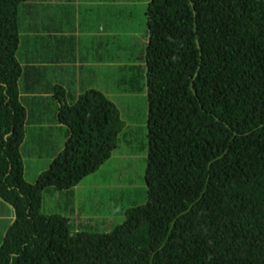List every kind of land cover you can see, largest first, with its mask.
<instances>
[{"label": "trees", "instance_id": "1", "mask_svg": "<svg viewBox=\"0 0 264 264\" xmlns=\"http://www.w3.org/2000/svg\"><path fill=\"white\" fill-rule=\"evenodd\" d=\"M28 1L0 0V264H264V0H148L143 14L95 0L132 33L123 78L146 79L147 202L108 233L44 215L48 189L71 191L116 149L124 122L99 90L50 86L65 145L24 177L19 94L42 89L16 60Z\"/></svg>", "mask_w": 264, "mask_h": 264}, {"label": "crops", "instance_id": "2", "mask_svg": "<svg viewBox=\"0 0 264 264\" xmlns=\"http://www.w3.org/2000/svg\"><path fill=\"white\" fill-rule=\"evenodd\" d=\"M25 4L21 8L23 19L21 41L16 51V60L20 54L31 56L30 59L17 62L42 89L39 92H33L30 85L21 78L22 85L30 87L29 91H22L19 96L31 119L26 128L23 144L29 145L30 150L49 148L51 152L41 160L42 167H48L62 150L65 133L60 124L50 120L53 117L51 116L53 109L55 110L59 105L50 86L59 85L65 90L66 96L75 98L86 90L97 89L117 107L119 117L127 123L128 112L125 98L132 80L128 76V79L123 78L122 74L131 64L125 62L120 52L122 54L126 52L129 37H131L129 35L132 33L123 29L122 19L112 15L108 20L105 14L102 18L100 11L106 3H99L101 8H97L98 3L95 0H32ZM123 4L133 9L137 8L143 14L148 0H117L115 11L119 10L118 7ZM34 13L38 14L37 17H41L28 29V16ZM104 49L110 50L113 57L108 56L100 61L101 56L95 52H103ZM70 53H73L72 59L66 60L70 58ZM91 65L107 68L110 77L97 79L85 76L68 81L65 72L67 67L77 71ZM127 73H129L128 69ZM140 76L143 80V75L140 74ZM120 86L125 89L120 90ZM140 91L137 90V94L134 95L136 98H139ZM133 93L135 90L129 91L130 95ZM59 132L62 133L63 138L61 141H56L54 135ZM39 142L41 145H38ZM22 160L24 177L28 181L24 157ZM66 210L67 208L64 207L63 211ZM78 211L85 215L89 214L83 208ZM68 212L72 214L73 208ZM0 213L3 212L0 211ZM79 225L80 223L77 224L76 231L80 229Z\"/></svg>", "mask_w": 264, "mask_h": 264}, {"label": "rangeland", "instance_id": "3", "mask_svg": "<svg viewBox=\"0 0 264 264\" xmlns=\"http://www.w3.org/2000/svg\"><path fill=\"white\" fill-rule=\"evenodd\" d=\"M37 16L38 14L34 13L32 17L36 18ZM30 58L31 56L20 54L17 61ZM65 72L69 82L85 76H92L97 79L110 77L107 68L96 67L95 65L77 71L67 67ZM142 85L139 98H136L134 95L137 94V90ZM119 89L123 90L125 87L120 86ZM131 90H135V93L130 95L129 91ZM129 91L125 98L128 121L123 123L115 146L116 149L111 153L109 159L95 173L84 178L72 190V193L71 191L48 189L44 194L46 201L45 216L61 215L69 217L73 230H76L77 224L80 223V230L108 233L115 226L124 222L125 212L128 209L142 206L147 202V190L144 183L147 157V142L144 130L147 115L145 75L143 81L142 79H133ZM62 138L63 135L60 132L54 135L56 141H61ZM65 141L66 136L64 133L63 147ZM50 152L49 148L47 150H30L29 145L23 144L21 154L25 160L26 178L30 183H34L39 174L48 169L47 166L42 167L41 160L45 159ZM46 163H48L47 159ZM64 207L67 208L66 211H63ZM71 208L74 210L72 214L68 212ZM82 208L89 214L85 215L78 211ZM102 222L106 225L104 226Z\"/></svg>", "mask_w": 264, "mask_h": 264}]
</instances>
